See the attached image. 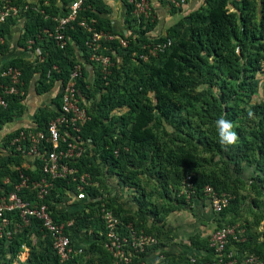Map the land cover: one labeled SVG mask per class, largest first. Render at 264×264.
<instances>
[{"label":"trees","instance_id":"trees-1","mask_svg":"<svg viewBox=\"0 0 264 264\" xmlns=\"http://www.w3.org/2000/svg\"><path fill=\"white\" fill-rule=\"evenodd\" d=\"M61 1L65 4L69 0ZM121 2L124 28L137 32L139 37L135 41L129 39L126 48L115 42L107 44L106 53L109 56L113 53L120 61L111 67L105 80L94 68L90 79H79L76 84L78 101L86 106L89 117L80 135L83 139L89 138L92 144V154L82 158L79 171L87 172L100 188L85 187L83 208L71 213L75 227L70 231V240L73 243V238L83 231L85 242L81 254L64 264H112L109 253L102 248V225L93 219L100 202H104L122 224L130 223L135 230L159 238L165 217L180 209L189 210L194 199L203 198V186L209 185L218 193L234 194L232 187L239 182L238 175L244 165L254 167L251 188L259 187L256 183H264V94L260 100H252L254 77L261 70L260 62L264 56V0H203L202 6L186 14V35L171 26L163 37L156 38H151L155 20L145 24L143 30H140L142 23L131 26L135 20L131 16L132 7L126 0ZM54 5L55 0H49V5H41V9L50 17L55 14ZM84 8V16L96 19V30L115 34L100 0H86ZM45 28H52L49 18L44 19L39 13L29 14L19 28L16 43L21 45L28 37L35 39ZM0 31L9 33L10 30L4 25ZM65 37L70 42L64 50L46 43L48 56L43 66L56 64L60 69L53 75L54 79L45 78L43 66L31 67L21 58L7 62L21 70L19 89L23 96L27 92L36 95L50 92L55 79L63 83L71 66L79 64L81 58L90 65L83 51L86 34L74 28L67 29ZM167 38L171 44L155 57L149 56L146 62L131 56V52L139 54L140 45L148 43L149 39L165 41ZM6 49V46L0 47V53ZM194 71L199 77L202 73L207 75L208 87L203 92L194 88ZM213 85H216L215 92L211 90ZM23 96L4 97L6 106L0 107V128L22 108L19 102ZM51 103L57 106V97ZM52 115V111L38 109L34 117L36 128L43 130ZM220 118L231 123L230 131L237 136L234 143H221L217 127ZM12 134L5 135L3 142ZM207 160L214 161L215 170L206 169ZM6 164L0 160V180L10 174ZM150 168L153 169L152 176L161 183L159 197L163 201L159 207L152 208L154 218L149 219L147 194L150 192L146 188ZM185 177H189L191 186L188 190L192 191L187 200L184 195H178ZM56 186L61 188L63 184L56 182ZM66 187L74 191L73 186ZM110 187L116 192L110 193ZM122 188L136 190L138 194L135 196L134 193L130 199L136 206L134 213L124 209L118 200ZM171 192L175 196L170 197ZM50 199L60 201V196L54 199L51 195ZM66 216L65 213L56 215L52 210L54 220ZM221 226L217 222L215 229ZM40 229L39 222L31 220L5 248L0 240V264H11L21 244L29 248L24 264H58L50 241L42 238ZM31 234L36 238L34 244L30 241ZM207 238L190 235L184 245V254L163 251V259L157 264H204L210 261L212 253ZM248 241L229 243L226 250L235 248L264 260V244L250 248ZM159 248L160 245L154 247V251ZM190 256L194 257L193 263L189 261Z\"/></svg>","mask_w":264,"mask_h":264},{"label":"built area","instance_id":"built-area-1","mask_svg":"<svg viewBox=\"0 0 264 264\" xmlns=\"http://www.w3.org/2000/svg\"><path fill=\"white\" fill-rule=\"evenodd\" d=\"M85 1L69 0L63 4L61 0H55V14L49 17L41 9V5H49V0H0V28L7 25L10 30L9 33L0 31V47L8 44L13 52L6 56L5 63L0 64L1 108L6 106L4 97H20L24 94L19 89L22 84L21 70L7 62L21 58L31 67L43 66L48 56L46 43H53L54 47L64 50L70 42L65 37L67 29L77 28L86 34L84 54L93 70H98L102 80L110 74L111 67L119 63L118 56L111 53V59L112 56L106 53L107 44L115 42L119 47L126 48L128 40L135 41L139 37L138 33L127 28H124L122 34L96 30V19L93 16H84ZM163 1L167 7L173 9L182 8L187 3V0ZM126 3L131 5V16L135 19L131 26L142 23L140 30H143L145 24L153 21L150 0H126ZM31 13L43 14L44 19L49 18L52 28L43 29L35 39L28 37L21 45L17 44L19 28ZM170 44L168 38L165 41L149 39L148 43L140 45L139 54L131 52V56L146 62L149 56L155 57ZM3 54L4 52L0 53V57ZM83 63L81 58L79 64H73L63 83L55 79L50 100L57 97V106L51 104L52 107H48L47 111H52L54 115L50 116L43 130L36 128L33 123L32 126L15 131L16 134L14 132L4 146L0 143V160L7 163L10 171L9 175L0 180V240L3 241V247L19 235L31 220H35L39 222L42 238L50 241L58 264H64L71 257L81 254L83 245L75 246L70 240V231L75 227L71 213L83 208L85 187L98 190L100 188L87 172L79 171L82 158L92 154L91 140L83 139L80 135L81 128L89 117L86 106L79 103L76 95L77 81L82 79ZM260 69L264 70V56ZM43 70L46 79H54L53 75L60 71L56 64L43 66ZM113 153L116 154L115 151ZM56 182H62L63 187L58 188ZM182 183L178 195H184L187 200L192 193L188 190L191 186L189 177H185ZM68 185L73 186L74 191L67 189ZM6 186L10 189L6 190ZM53 191L56 193L52 194ZM201 191L208 209L216 217L229 205L232 198L228 192L218 193L209 185L203 186ZM51 195L54 199L60 196V201H53L50 199ZM102 195L105 196V193ZM67 203L72 206L69 213L63 211L67 216L54 220L52 210L56 215L63 214L58 211L61 210V205L66 207ZM93 219L99 220L102 225V248L109 253L112 264H157L163 259L160 248L154 251V247L161 244L160 238L142 230H135L130 223L122 224L104 202L97 206ZM30 241L32 244L36 241L33 234L30 235ZM243 242L242 231L234 225L225 224L214 229L207 238L212 258L204 264H264V260L257 255L239 252L235 248L226 250L229 243ZM149 253L153 255L151 260L147 258ZM28 254L29 248L21 244L11 264H24ZM188 258L191 263L194 262V257Z\"/></svg>","mask_w":264,"mask_h":264},{"label":"crops","instance_id":"crops-1","mask_svg":"<svg viewBox=\"0 0 264 264\" xmlns=\"http://www.w3.org/2000/svg\"><path fill=\"white\" fill-rule=\"evenodd\" d=\"M157 2L158 0H150L151 6L153 5L158 10H161V5L163 6L165 2L161 1L160 6L157 5ZM187 2L190 4V10L187 12L189 13L196 9V4H202L203 0H187ZM162 8L164 9V7ZM156 17H159L158 13ZM154 32L155 31L151 34ZM6 47L7 49L0 57V64L5 63L8 54H13L12 47L8 44ZM82 66V75L84 76H82V79H90L93 73V66L86 63H83ZM50 93L51 91L36 95L33 92H27L19 102L20 105L25 104L27 107H22L15 113V116H13L10 122L1 126L0 138L7 134L14 133L18 129L32 126V124L35 123L34 117L37 110H42L41 108L48 110V107L51 106ZM47 94L49 98L45 96ZM0 143L3 146L5 144L1 141ZM253 176L254 167L244 165L243 171L238 175L239 182H236L232 187L234 194H231V203L229 202L228 209H226L225 213H223L220 218L216 217L208 209L204 197L201 199H194L189 210L180 209L177 212H170L164 219L163 232L159 236L161 241L160 249L162 252L167 251L171 254H184L186 252L184 245L188 241L187 239L190 235L196 234L200 238H207L215 229L217 222L221 225L231 224L236 226L238 230L242 231V237L245 242L248 241L249 238L248 243L250 248L264 244V183H256L259 187L251 188L250 178ZM110 188L112 189V187ZM131 190L132 189L128 190L127 188H122L118 192V200L122 202L124 209L134 213L136 206L130 199L131 195L135 192ZM112 191H114V193L116 192L115 189H112ZM71 209L72 206L67 203L66 207L61 205V210L58 211V213H63V211L69 213ZM81 234L73 238L75 246H81L85 242L83 233ZM147 258L151 260L153 255L149 253Z\"/></svg>","mask_w":264,"mask_h":264},{"label":"rangeland","instance_id":"rangeland-1","mask_svg":"<svg viewBox=\"0 0 264 264\" xmlns=\"http://www.w3.org/2000/svg\"><path fill=\"white\" fill-rule=\"evenodd\" d=\"M103 4V8L104 10H106V17L107 19L110 21L113 29H115V33L118 34H122V32H124V25H123V13L124 10L122 9V2L121 0H100ZM161 1L163 0H158L157 5L160 6L161 5ZM164 4V3H163ZM190 4L187 2L185 4V6H183L182 8L179 9H173V8H168L166 6V4H164L163 6L161 5V10H158L157 8H155L152 5V12H153V20H155L154 23V27L152 30H154L155 32L153 33V35L151 36V38L153 37H163L164 34L166 33V30L169 27H177L176 30L183 36L184 34L186 35L187 33V29H188V21L186 19V14H188V10H190ZM196 9L199 8L200 6H202V4H196ZM164 7V9L162 8ZM167 8V9H166ZM195 10V9H194ZM157 13L159 14V17L157 16ZM157 30V31H156ZM193 80L195 81V89L200 90L201 92H203L208 86L206 84V79H207V75L202 73L201 77L198 76L197 71H194L193 75H192ZM213 82H217L216 80H213ZM253 84L255 86V93L252 97L253 101H258L262 98V95L264 94V70H260L259 72L256 73L255 77H254V81ZM212 91H216V85L212 86ZM49 98L48 94L45 95ZM22 107H27L25 104L21 105ZM29 111V109H28ZM167 131H169L166 128ZM161 136V135H160ZM5 136H2L0 138V141L2 143L3 139ZM165 137V136H164ZM245 137V136H244ZM209 156V155H208ZM209 159V157H206V159ZM205 166L206 169H216L215 165H214V161H206L205 162ZM152 171L153 169L150 168V178L147 184V188L146 190H149V194L148 195V199H149V205H148V215H149V219L150 218H154V214L151 211L153 207H159V205L161 204V201H163V198L159 197V192H160V182L157 181V178L155 176H152ZM110 193H112V189H110ZM132 191V190H131ZM136 193V190H133ZM169 192V190H168ZM173 195L175 196L174 192H171L170 197H173ZM135 196H138V194L136 193ZM166 200V199H165ZM167 201L169 203L172 202V200L170 198L167 199ZM144 208V207H143ZM145 209V208H144ZM147 209V207H146ZM177 212V211H176ZM159 215V213L157 214ZM158 217V216H157Z\"/></svg>","mask_w":264,"mask_h":264},{"label":"clouds","instance_id":"clouds-1","mask_svg":"<svg viewBox=\"0 0 264 264\" xmlns=\"http://www.w3.org/2000/svg\"><path fill=\"white\" fill-rule=\"evenodd\" d=\"M217 127L219 129V134L221 137V143L231 144L234 143L237 139L236 133L230 131L232 125L230 122L226 121L223 118H220L217 121Z\"/></svg>","mask_w":264,"mask_h":264}]
</instances>
